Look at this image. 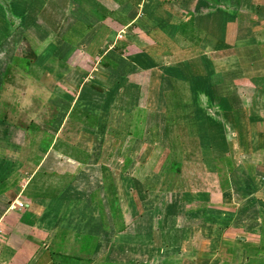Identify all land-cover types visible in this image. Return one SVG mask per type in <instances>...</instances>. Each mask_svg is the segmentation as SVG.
Returning <instances> with one entry per match:
<instances>
[{
	"label": "crops",
	"instance_id": "obj_1",
	"mask_svg": "<svg viewBox=\"0 0 264 264\" xmlns=\"http://www.w3.org/2000/svg\"><path fill=\"white\" fill-rule=\"evenodd\" d=\"M0 264H264V0H0Z\"/></svg>",
	"mask_w": 264,
	"mask_h": 264
},
{
	"label": "rangeland",
	"instance_id": "obj_2",
	"mask_svg": "<svg viewBox=\"0 0 264 264\" xmlns=\"http://www.w3.org/2000/svg\"><path fill=\"white\" fill-rule=\"evenodd\" d=\"M55 108H53L48 114H46L44 118L37 120L36 124L42 127H45V129L47 130L54 131L57 128V125H59V123L54 122V119H53L55 118L56 113H57V111L55 112ZM52 119H53V122H52Z\"/></svg>",
	"mask_w": 264,
	"mask_h": 264
},
{
	"label": "built area",
	"instance_id": "obj_3",
	"mask_svg": "<svg viewBox=\"0 0 264 264\" xmlns=\"http://www.w3.org/2000/svg\"><path fill=\"white\" fill-rule=\"evenodd\" d=\"M15 204H16L17 206H19V207L23 205L22 203H18V202L15 203Z\"/></svg>",
	"mask_w": 264,
	"mask_h": 264
}]
</instances>
